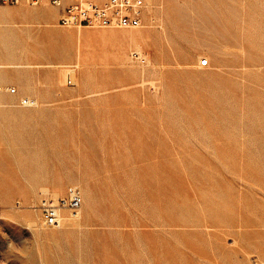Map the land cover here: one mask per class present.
I'll return each mask as SVG.
<instances>
[{
	"label": "rangeland",
	"instance_id": "obj_1",
	"mask_svg": "<svg viewBox=\"0 0 264 264\" xmlns=\"http://www.w3.org/2000/svg\"><path fill=\"white\" fill-rule=\"evenodd\" d=\"M24 4L0 5V63L25 67L3 69L0 101L39 63L62 95L17 118L21 167L0 107V264H264V0H146L130 30L45 25L28 15L50 3ZM73 186L79 218L42 227L41 194Z\"/></svg>",
	"mask_w": 264,
	"mask_h": 264
},
{
	"label": "built area",
	"instance_id": "obj_2",
	"mask_svg": "<svg viewBox=\"0 0 264 264\" xmlns=\"http://www.w3.org/2000/svg\"><path fill=\"white\" fill-rule=\"evenodd\" d=\"M25 1L37 6L41 0H0L2 6H17ZM60 9L57 26L66 29H137L146 10V0H48ZM207 61L199 66L206 67ZM67 85H72L69 75ZM2 89L0 88V92ZM14 94L15 89H7ZM26 102V101H24ZM83 197L78 187H68L61 196L41 194L36 210L42 227L58 229L66 221L78 218Z\"/></svg>",
	"mask_w": 264,
	"mask_h": 264
},
{
	"label": "bare ground",
	"instance_id": "obj_3",
	"mask_svg": "<svg viewBox=\"0 0 264 264\" xmlns=\"http://www.w3.org/2000/svg\"><path fill=\"white\" fill-rule=\"evenodd\" d=\"M149 1V0H148ZM149 3V2H148ZM10 11H12V10H10ZM41 12V11H40ZM16 13V12H15ZM18 14V13H17ZM11 15V14H10ZM47 15H48V13H47ZM6 16V15H5ZM43 16V15H42ZM47 17V16H46ZM46 22V21H45ZM47 24V23H46ZM45 24V25H46ZM50 24V23H49ZM48 25V24H47ZM54 26V25H53ZM55 27V26H54ZM53 27V29H55ZM49 30V29H48ZM50 31V30H49ZM49 31H48V33H49ZM58 31V29L56 28V32ZM52 32V31H51ZM99 33V32H98ZM58 34V33H57ZM57 34H55L56 36H57ZM60 34V33H59ZM52 35V34H51ZM54 35V34H53ZM105 35H107L108 36V38H110V39H112V40H120V41H129V42H131V43H133V44H135L136 43V40L137 39H141V38H143L145 35H142V34H139V35H132V34H125V35H122V36H118L117 34H115V33H109V34H105ZM78 36H80V35H78ZM77 36V38H79ZM53 37V36H52ZM55 37V36H54ZM149 39V38H148ZM91 40V39H90ZM150 40V39H149ZM93 41V40H92ZM77 43H78V41H77ZM94 43V42H93ZM143 43V42H142ZM80 44V43H79ZM86 45V44H85ZM84 45V46H85ZM83 46V45H82ZM89 46V45H88ZM62 46H60V48H61ZM80 47V46H79ZM100 47H102V46H100ZM66 48V47H65ZM69 48H71V47H69ZM136 48V47H135ZM58 49V48H57ZM62 49V48H61ZM72 49V48H71ZM71 49H69V52L71 51ZM77 49H78V46H77ZM83 49V48H82ZM119 49H120V47H119ZM124 49H125V47H124ZM129 49H130V47H129ZM79 50V49H78ZM77 50V51H78ZM66 51H68V49L66 50ZM73 51V50H72ZM72 51H71V53H72ZM83 52H84V50H82ZM118 51V50H117ZM137 51V50H136ZM59 52V51H58ZM57 52V53H58ZM65 52V51H64ZM85 52H86V50H85ZM126 52V51H125ZM138 52V51H137ZM136 52V53H137ZM60 54V53H59ZM67 54H69V53H67ZM78 54V57H76L77 58V60L78 61H80V53L78 52L77 53ZM83 54V53H82ZM116 54V53H115ZM138 54L140 55V53L138 52ZM66 55V54H65ZM120 55V54H119ZM60 56V55H59ZM58 56V60H59V58H60V60H65L67 57L66 56H64L63 54H62V56H60L59 57ZM71 57H72V55H70ZM57 57V56H56ZM69 58V57H68ZM70 59V58H69ZM202 60H200V62H201ZM77 64H78V62H77ZM122 64H123V62H122ZM24 65V64H23ZM22 65V63H15V62H8V63H0V81L2 80V75L5 73L4 72V70L3 69H5L6 67H13L14 69H16V71L17 72H20V70H23L25 67ZM27 65V64H26ZM30 65V67H28V68H35V69H40V68H43V66H42V64H29ZM29 65H27V66H29ZM32 66V67H31ZM53 67H57V68H61L62 70H64L65 68H66V66H65V63H62L61 65H56V66H52V64L51 65H49L48 67H47V69L49 68V69H51V68H53ZM60 69V70H61ZM70 72V71H69ZM20 73H22V72H20ZM20 73H18V74H20ZM60 73V72H59ZM21 75V74H20ZM60 75H62V74H60ZM22 76H24V75H21L20 77H22ZM26 76V75H25ZM19 77V78H20ZM5 81V80H4ZM31 82V81H30ZM23 83V82H22ZM21 90H22V88H21ZM54 90V89H53ZM34 95V94H33ZM21 98H24V97H21ZM24 101H26V102H24ZM12 102V101H11ZM12 105V104H11ZM0 107H2V108H5V106H4V104L3 103H1L0 102ZM38 106H37V101L36 100H33V99H29V98H24L23 100H21V107H20V111L19 112H17V114H12L10 111H8V112H4V111H2V117H3V119H4V125H3V127H4V138H2V143H4L5 145H6V149H7V154L10 156V158H11V161H12V167H13V164L15 165V166H18V167H21V164H20V161H17V159H16V155H17V151H16V138H15V132H16V128H17V123L19 122L18 121V119L16 118V117H25V116H29V114H35L34 112H36V109L35 108H37ZM13 108V107H12ZM11 108V109H12ZM7 109V108H6ZM32 109H35V111L34 110H32ZM39 111V110H38ZM13 112H15V111H13ZM37 113V112H36ZM39 116V115H38ZM36 117V116H35ZM34 117V118H35ZM21 118V119H22ZM35 121V120H34ZM23 122V121H22ZM22 129V128H21ZM25 133V132H24ZM5 152V151H4ZM4 155V154H3ZM9 166H10V164H6L5 163V165H4V167H3V169H1L0 170V180L2 181V179L4 180V182L5 181H7L8 180V174H9ZM2 172V173H1ZM27 174H28V176L31 178L30 180H31V182H35V180H34V175H32V173H30L29 171H25ZM1 181H0V184H2L1 183ZM0 188H2V187H0ZM37 190V189H36ZM57 190V189H56ZM34 192V191H33ZM55 192V191H54ZM27 194V193H26ZM25 194V195H26ZM27 196V195H26ZM28 197V196H27ZM27 197H25L26 199H27ZM35 214V213H34ZM11 215V214H10ZM24 215V214H23ZM26 215V214H25ZM21 216V218H23L24 216H22V215H20ZM27 218H25L24 220H26L25 222H27L28 223V226H31L30 228H33L32 226H35L37 223H35L34 221H33V219L31 218V215L29 216V215H27L26 216ZM78 218H79V216H78ZM38 219V218H37ZM24 220H23V222H24ZM36 220V219H35ZM36 221H38V220H36ZM74 221V220H73ZM24 222V223H25ZM69 222V221H68ZM36 227V226H35ZM262 227V226H261ZM39 232V231H38ZM54 232V231H53ZM40 234V233H39ZM40 236H45V235H41L40 234ZM38 239H39V237H38ZM41 241H42V239H40ZM45 242V241H44ZM238 252H242L241 250H238Z\"/></svg>",
	"mask_w": 264,
	"mask_h": 264
},
{
	"label": "crops",
	"instance_id": "obj_4",
	"mask_svg": "<svg viewBox=\"0 0 264 264\" xmlns=\"http://www.w3.org/2000/svg\"><path fill=\"white\" fill-rule=\"evenodd\" d=\"M43 1H45V0H41V2H43ZM24 3H26V2L23 1L19 5L21 7L22 6L24 7V5H25ZM19 5H17V6H19ZM19 10L22 11V8H20ZM60 11H61L60 9L52 6L51 9H48V10H40V9L35 10L34 12L30 13L31 15H28V16L33 17L34 20L39 22V23H45L46 24V23H55L56 22V24H57ZM47 13H48V15H47ZM47 60L49 61L48 63L54 64V61L51 58L47 59ZM31 69L32 70H30V72H27V74H25L26 76L24 75L21 78H18L15 80V82L13 84L17 87V90L15 89L14 94L8 93V95L6 97L2 96V99L0 102H2L4 104V106H5L4 109L9 108L10 110H8V111H10L12 114H17V112L20 111L19 103H21L20 101L23 100L24 98L36 100L41 106L45 105V104H46V106H50V104H52V102L55 101L56 98L58 99L62 95V90H60L61 87L59 84H56L57 81L55 80L56 78H54V75H51L50 73L46 72L49 75L48 79L45 82H42L41 81L42 75H41V72H39L40 69H36V70H33L35 68H31ZM43 71H44V69H43ZM21 88H22V90H21ZM64 94H71V92L65 91ZM21 97H24V98H21ZM13 111H15V112H13ZM16 118H19V117H16ZM4 150H5L4 154L7 155L6 147Z\"/></svg>",
	"mask_w": 264,
	"mask_h": 264
}]
</instances>
